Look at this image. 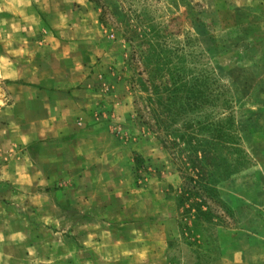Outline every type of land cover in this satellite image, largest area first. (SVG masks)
<instances>
[{"label":"rangeland","instance_id":"374dc122","mask_svg":"<svg viewBox=\"0 0 264 264\" xmlns=\"http://www.w3.org/2000/svg\"><path fill=\"white\" fill-rule=\"evenodd\" d=\"M101 1V5L86 1V7L78 0H37L38 24L44 19L53 30L45 32L41 24L35 32L28 30L31 35L50 36L55 45L59 38L67 42L39 62L44 69L37 71L51 74L30 76L23 94L33 96L32 84L39 86L49 78H67L79 87L90 84L95 94H79L78 115L84 116L85 103L94 101L101 133L98 148L111 149V156L103 159L106 163L84 178L93 174L100 182L96 188L80 193L76 187L62 188L61 196L48 198L53 200L54 219L35 221L37 247L28 263L264 264V0ZM121 3L130 13L144 11L146 34H151L153 24L166 28L164 35L171 44L183 47L184 57L191 54L187 57L195 63L189 65L211 72L231 101L246 167L217 187L221 217L205 221V226L199 220L194 224V214L186 212L193 201L183 197L186 186L172 144L137 112L138 93L132 83L136 70L129 61L133 44ZM88 36L95 38L89 41ZM75 40L78 43H69ZM83 51L94 57L85 67L76 65L84 58ZM67 65L73 69L67 70ZM61 71L65 76L59 75ZM8 83L0 77L1 89ZM51 99L53 104L38 93V109L65 110L68 122L69 99ZM77 145L82 148L83 141ZM67 177L66 182L74 181ZM77 199L90 205L84 220ZM208 204L216 207L211 200Z\"/></svg>","mask_w":264,"mask_h":264},{"label":"crops","instance_id":"0c3cea01","mask_svg":"<svg viewBox=\"0 0 264 264\" xmlns=\"http://www.w3.org/2000/svg\"><path fill=\"white\" fill-rule=\"evenodd\" d=\"M78 1L88 7L86 1L89 0ZM37 6V0H0V77L9 80L4 89L0 88V264H19L20 261L30 264L29 254L37 247L36 237H33L35 221L54 219L53 200L48 198L55 193L61 196L65 192L62 188L76 187L79 193L85 188H96L100 182L93 174L89 179L84 178L97 171L98 165L106 163L105 157L111 156L110 148H98L101 133L100 124L95 121L94 101L85 103L84 116L78 115L79 94H95L90 84L79 87L69 84L67 78H49L39 86L31 83L29 90L34 92L33 96L23 94L30 76L51 74L39 73L38 68L44 69L38 66L39 62L53 54L57 45L63 48V43L67 42L59 38L55 45L50 36L28 32H35L40 24L46 28L45 32L53 30L44 19L38 24ZM44 16L50 18L47 13ZM92 37L95 38H85L90 41ZM75 38L80 41L78 35ZM77 40L69 43H78ZM90 52L88 55L83 51L84 58L76 65L81 63L85 67L92 63L94 57ZM67 67V70L73 69L71 65ZM74 76L77 78L78 73ZM38 93L50 98L51 104L54 96L68 98L69 121H65V110L62 113L56 107L54 112L45 108L39 110ZM81 140L83 147L79 148L77 144ZM122 164L126 165V161ZM80 173H84L83 178ZM67 176L74 181L66 182ZM77 202L84 220L90 205L80 199Z\"/></svg>","mask_w":264,"mask_h":264},{"label":"trees","instance_id":"16d2710c","mask_svg":"<svg viewBox=\"0 0 264 264\" xmlns=\"http://www.w3.org/2000/svg\"><path fill=\"white\" fill-rule=\"evenodd\" d=\"M120 6L133 44L129 61L136 70L132 83L138 93L137 112L163 141L172 144L186 186L183 197L193 201L186 212L194 214V224L199 220L198 224L205 226V221L221 217L217 187L246 167L247 155L241 147L231 101L211 72L189 65L195 63L188 59L191 54L184 57V48L171 44L164 35L166 28L153 24L151 34H146L144 11L130 13L122 3ZM209 200L216 207L210 206Z\"/></svg>","mask_w":264,"mask_h":264}]
</instances>
